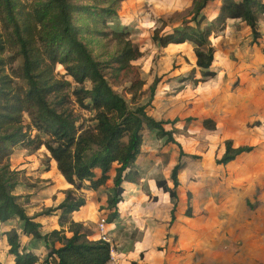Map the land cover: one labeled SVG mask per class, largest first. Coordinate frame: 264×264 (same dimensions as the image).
Listing matches in <instances>:
<instances>
[{
	"label": "rangeland",
	"instance_id": "374dc122",
	"mask_svg": "<svg viewBox=\"0 0 264 264\" xmlns=\"http://www.w3.org/2000/svg\"><path fill=\"white\" fill-rule=\"evenodd\" d=\"M193 3L194 0H123L118 18L108 23L109 29L105 30L110 33L117 25L124 28L142 53L131 63L141 86L131 91L127 78L120 86H113L114 90L130 109L146 105L147 113L155 120L175 122L174 126H164L173 132L175 144L147 129L143 132L137 169L142 176H157L156 181L166 176L169 181L173 168L183 165L177 173L173 222L168 197L163 202L146 195L118 205L117 220L107 223L116 260L108 264H264V18L259 24L258 45L252 42L249 28L239 20H228L222 30L212 34L209 43L214 48L211 70L215 76L195 82L193 78L199 80L201 76L189 43L162 48L152 41L154 31L161 35L188 22L193 25ZM219 4L220 0L209 3L202 15L212 19ZM79 39L99 63L104 64L115 55L116 45L110 35L81 34ZM1 56L5 61L11 58L6 73L20 67L21 60L13 58V51ZM108 72L105 70V74ZM55 73L57 78L65 77L61 66L56 67ZM155 79L158 84L151 94ZM85 86L89 88L90 84ZM72 107L85 119L90 117L89 110L74 104ZM206 120L214 129L205 127ZM23 125L30 126L27 116ZM227 140L235 147L252 146L254 150L227 165H218ZM9 164L18 174L14 194L25 203L30 217L58 206L65 191L72 188L66 185L44 147H18ZM108 186L109 183L101 187L97 195L88 190L76 192L85 199L88 195L89 208L95 209V217L87 221L90 228L95 229L97 222L110 214L105 209L112 185ZM170 186L173 187L171 183ZM90 209L87 208L89 214ZM36 220L42 226V234L57 229L53 214ZM11 229L21 233L16 219L0 224V260L4 264H11L4 237V232ZM21 242L31 252L44 254V260L43 243L27 239Z\"/></svg>",
	"mask_w": 264,
	"mask_h": 264
},
{
	"label": "trees",
	"instance_id": "16d2710c",
	"mask_svg": "<svg viewBox=\"0 0 264 264\" xmlns=\"http://www.w3.org/2000/svg\"><path fill=\"white\" fill-rule=\"evenodd\" d=\"M213 1L194 0L193 25L188 22L161 35L154 31L152 36V41L162 48L169 44L192 46L195 67L201 76L199 80L193 78L195 82L215 76L211 70L214 48L209 38L222 30L228 20L243 22L254 44L258 45L261 38L259 24L264 18V0H220L217 13L208 20L202 11ZM122 2L0 0V224L16 219L21 225V235L43 243L47 252L40 264H108L109 244L90 240L84 225L71 220V215L85 206L84 197L76 192L97 191L111 179L112 187L106 199L110 214L106 221L112 224L118 218L122 184L140 181L136 161L143 132L147 129L160 139L176 143L173 132L164 127L174 126L175 122L155 120L147 113L146 105L130 109L113 88L127 78L131 91L142 83L131 65L142 53L129 39L128 32L118 25L110 33L105 32L108 23L118 18ZM81 34L112 36L115 55L104 64L97 62L79 39ZM6 51H13V58L21 60L20 67L10 74L5 70L11 58L5 61L1 56ZM261 51L264 55L263 48ZM57 66L64 69L65 77H56ZM107 69L109 72L105 74ZM191 73L194 76V70ZM86 83L90 84L89 88ZM157 84L155 79L150 86L151 94ZM72 85L78 88L73 89ZM72 104L89 110L90 117L85 119L78 114ZM24 116L30 119L28 128L23 125ZM203 124L214 129L209 120ZM32 131L36 134L32 135ZM18 147L33 150L44 147L60 175L72 187L65 191L56 208L43 213L58 211L60 230L42 234L41 225L35 217L26 214L25 203L14 194L18 174L10 169L9 163ZM253 150L252 146L235 147L227 140L216 163L227 165ZM182 167L177 164L171 171L169 181L173 187H168L165 180L156 182L171 201L170 222L174 221L177 173ZM187 211L190 217V207ZM20 234L12 229L4 234L14 264H39V258L21 245Z\"/></svg>",
	"mask_w": 264,
	"mask_h": 264
},
{
	"label": "crops",
	"instance_id": "0c3cea01",
	"mask_svg": "<svg viewBox=\"0 0 264 264\" xmlns=\"http://www.w3.org/2000/svg\"><path fill=\"white\" fill-rule=\"evenodd\" d=\"M238 158V157H237ZM136 163H137V161H136ZM61 176V175H60ZM112 176V175H111ZM156 177L157 176H140V181L137 183V184H134V183H127V182H124L123 184H122V188H123V194H122V200H121V202L119 203V205H122V204H125L123 201L124 200H127V199H129V201H131V200H134V199H139V198H142V197H145L146 195H152L153 197H157L156 199L159 201L160 199L164 202V201H167V197H168V195H167V193H165V192H163L161 189H159L157 186H156ZM63 178V177H62ZM64 180V179H63ZM163 180H165L166 182H167V185H168V187H171L170 186V183H169V181H168V179H167V177L165 176L164 178H163ZM148 181H149V184H148ZM64 182H65V180H64ZM66 183V182H65ZM109 183V186L108 187H110V185H112V181H111V179L107 182V184ZM66 185L68 186V187H71L70 185H68L67 183H66ZM70 189V188H69ZM100 189V188H99ZM99 189L97 190V191H93V195H97L98 193H99ZM79 195H81V194H79ZM81 196H83V195H81ZM84 197V196H83ZM88 197V195H86V199H85V197H84V199H85V206H83L79 211H77V212H74L72 215H71V220H73L74 222H76V223H81V224H83L84 225V227H85V230H86V232L89 234V239L90 238H92V240L94 239V240H97V235H96V231H95V229L94 228H90V227H88V226H86L87 225V221H90L91 222V219L92 218H94L95 217V215H94V217H93V210H95V209H90L89 208V203H90V201H89V199L87 198ZM169 198V197H168ZM63 199H64V197H63ZM62 199V200H63ZM62 202V201H61ZM60 202V203H61ZM92 205H94L93 203H91ZM57 207V206H56ZM56 207H54V208H56ZM164 207V206H163ZM87 208L88 209H90L89 211H90V214L88 213V210H87ZM105 209H106V204H105ZM84 210H86L85 212H84ZM26 212V211H25ZM119 213H120V211H118V216H119ZM51 214H53L54 216H55V221H56V225H57V229H52V230H49V231H45V233H43V234H47V233H50V232H52V231H54V230H60L61 229V227L59 226V224H58V215H59V212L57 211V212H53V213H51ZM51 214H48V215H44V214H40V215H38V216H36L35 217V221L37 222V223H39L37 220H36V218L37 217H47V216H49V215H51ZM8 223V222H7ZM6 224V223H5ZM108 226L109 225H107V230H108ZM41 229H42V226H41ZM65 229V228H64ZM5 232H7V231H5ZM4 232V233H5ZM66 235L67 236H69V234L68 233H66ZM5 237V236H4ZM21 239L22 240H25V239H27V241H29L30 239L29 238H27L26 236H20V242H21ZM5 240H6V237H5ZM91 240V239H90ZM5 244H6V247H7V251H6V257L7 258H10V263L11 264H14V260H13V257L12 256H10L9 254H8V245H7V242H5ZM21 245H22V242H21ZM23 246V245H22ZM56 247H59V244H56ZM26 250L28 251L29 249L28 248H26ZM31 251V250H30ZM46 252H47V250H46ZM46 252H45V255H46ZM33 253V252H32ZM35 254V253H34ZM38 258H39V264L40 263H42V261H43V256H44V254H41V256H39V254L37 255V254H35ZM0 262L2 263V264H4V262H3V260L1 259L0 260ZM121 264H128V263H126V262H122Z\"/></svg>",
	"mask_w": 264,
	"mask_h": 264
},
{
	"label": "built area",
	"instance_id": "2783aa9c",
	"mask_svg": "<svg viewBox=\"0 0 264 264\" xmlns=\"http://www.w3.org/2000/svg\"><path fill=\"white\" fill-rule=\"evenodd\" d=\"M95 231H96V235L98 237L97 240H101V241L109 244L110 261L116 262V260L114 259V256H113V254H114L113 247H112V244H111L110 239L108 237L109 235H108V230H107L106 218L103 217L97 222Z\"/></svg>",
	"mask_w": 264,
	"mask_h": 264
}]
</instances>
